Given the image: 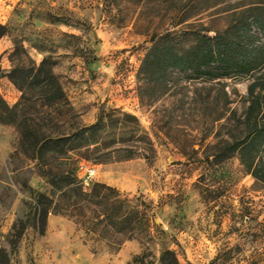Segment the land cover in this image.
I'll return each mask as SVG.
<instances>
[{
  "label": "rangeland",
  "instance_id": "1",
  "mask_svg": "<svg viewBox=\"0 0 264 264\" xmlns=\"http://www.w3.org/2000/svg\"><path fill=\"white\" fill-rule=\"evenodd\" d=\"M253 9L264 18V0H0L8 28L0 113L3 103L26 107L37 131L55 137L104 119L99 131L40 161L17 126L0 121V251L10 264H164L166 250L180 264H264V179L248 175L229 147L247 130L251 79L169 69L158 82L142 71L160 37L183 51L196 34L214 36ZM251 34L262 43L255 27ZM45 58L67 97L58 107L38 92L27 103L7 76ZM73 168L86 187L104 183L129 200L127 210L141 214L132 231L91 224L86 212V225L51 214L39 234L38 194L50 195L54 174ZM86 168L95 176L87 179Z\"/></svg>",
  "mask_w": 264,
  "mask_h": 264
},
{
  "label": "trees",
  "instance_id": "2",
  "mask_svg": "<svg viewBox=\"0 0 264 264\" xmlns=\"http://www.w3.org/2000/svg\"><path fill=\"white\" fill-rule=\"evenodd\" d=\"M255 9L251 10L252 12ZM255 27L262 38L251 34ZM8 28L0 23V39L6 36ZM55 64L44 59L39 65L32 61L31 65H19L7 75L9 80L22 92V99L31 102L34 93H39V99H45L44 105L49 108L58 107L67 102L65 91L54 73ZM169 69L182 73H193L198 76H208L211 80L231 77H249L251 83L247 88L248 106L244 113L247 130L243 138L231 143V153L239 156L241 164L248 175L255 181L264 179V18L259 14L240 17L223 32L214 36L196 34V42L190 48L180 51L175 40L170 35L157 39L148 51L143 61L145 76L154 77L156 81H165ZM2 70L0 68V77ZM32 93L27 97V93ZM41 97V98H40ZM21 105L10 108L3 103L0 121L17 126L23 139L30 142L31 149L38 161L43 160L47 151L69 146L72 141L85 138L88 132L101 129L104 119L90 128H80L72 134L52 136L40 134L34 119ZM20 112V113H19ZM6 116L9 118L7 120ZM126 117H132L127 114ZM24 143V142H23ZM127 159L136 157L133 148L126 149ZM69 162L70 157H66ZM66 164V163H64ZM50 183V195L38 194L34 216L37 218L34 227H39V234L44 235L48 218L51 214L80 218L78 225H86V212L93 213L91 224L104 225L116 233L123 234L133 230V225L140 218L137 209H129V200L121 198V192L104 183L91 182L86 187L79 179L76 169H69L61 174H54ZM21 233L13 236L12 247H16ZM172 258V263H168ZM164 264H180L175 254L166 250L163 254ZM0 264H10L6 250L0 251Z\"/></svg>",
  "mask_w": 264,
  "mask_h": 264
},
{
  "label": "built area",
  "instance_id": "3",
  "mask_svg": "<svg viewBox=\"0 0 264 264\" xmlns=\"http://www.w3.org/2000/svg\"><path fill=\"white\" fill-rule=\"evenodd\" d=\"M95 174H96L95 170L86 168L87 179L92 178L93 176H95Z\"/></svg>",
  "mask_w": 264,
  "mask_h": 264
}]
</instances>
